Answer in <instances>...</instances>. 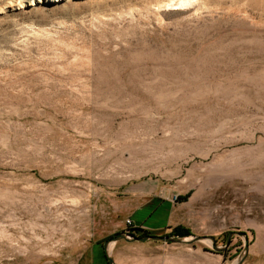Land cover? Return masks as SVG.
Listing matches in <instances>:
<instances>
[{"label":"rangeland","instance_id":"1","mask_svg":"<svg viewBox=\"0 0 264 264\" xmlns=\"http://www.w3.org/2000/svg\"><path fill=\"white\" fill-rule=\"evenodd\" d=\"M14 3L0 0V264H108L111 229L162 201L171 232L264 236V0ZM243 242L150 243L156 261L128 264H230Z\"/></svg>","mask_w":264,"mask_h":264},{"label":"crops","instance_id":"2","mask_svg":"<svg viewBox=\"0 0 264 264\" xmlns=\"http://www.w3.org/2000/svg\"><path fill=\"white\" fill-rule=\"evenodd\" d=\"M160 202L153 210L149 209V206L141 205L139 208L143 209L132 211L127 214L131 217L133 222L132 231L138 235V233H156V234H170L172 228L177 224L173 222L174 216L171 211V204L168 202ZM129 226L125 224V220H122L119 227L112 228L109 234L117 231H122L127 229ZM150 243H175L176 242H159V241H129L124 238L116 240L112 245V253L114 255L116 264H128L132 253L143 252L147 250L152 258L157 260V253L160 247L156 245H151ZM174 249V250H173ZM181 250L175 247L171 249V253H179ZM249 255L259 256V262L257 264H264V236H258L252 240L249 238V248L246 255V259ZM154 261V262H155ZM151 264V262L149 263ZM157 264V263H156Z\"/></svg>","mask_w":264,"mask_h":264},{"label":"water","instance_id":"3","mask_svg":"<svg viewBox=\"0 0 264 264\" xmlns=\"http://www.w3.org/2000/svg\"><path fill=\"white\" fill-rule=\"evenodd\" d=\"M237 234L243 238V248L236 256L235 260L230 264H242L244 261L249 248V239L247 232L244 230L230 231L224 244L218 245L215 242V237L212 234H196L190 232L188 234H156V233H145L141 235L135 234L133 231H120L106 238L102 243L105 251V256L108 260V264H116L112 255V246L110 243H114L116 240L124 238L129 241H159V242H176L192 244L197 241H203L208 243L214 250L221 251L227 247L231 236ZM113 245V244H112Z\"/></svg>","mask_w":264,"mask_h":264},{"label":"bare ground","instance_id":"4","mask_svg":"<svg viewBox=\"0 0 264 264\" xmlns=\"http://www.w3.org/2000/svg\"><path fill=\"white\" fill-rule=\"evenodd\" d=\"M37 1H42V2H58V1H61V0H17V4H15L14 6H22L23 4L25 3H28V4H33L34 2H37ZM175 8V7H174ZM112 242L110 243V247L112 246Z\"/></svg>","mask_w":264,"mask_h":264},{"label":"trees","instance_id":"5","mask_svg":"<svg viewBox=\"0 0 264 264\" xmlns=\"http://www.w3.org/2000/svg\"><path fill=\"white\" fill-rule=\"evenodd\" d=\"M132 229L133 228H127L125 230L132 231ZM122 231H124V230H122ZM118 232H120V231H117L114 234H116ZM145 233L146 232H141V233H138V235L145 234ZM188 233H190V231H188V230H180L179 228L176 227L175 230L173 232H171L170 234H188Z\"/></svg>","mask_w":264,"mask_h":264},{"label":"built area","instance_id":"6","mask_svg":"<svg viewBox=\"0 0 264 264\" xmlns=\"http://www.w3.org/2000/svg\"><path fill=\"white\" fill-rule=\"evenodd\" d=\"M125 224L129 227H133V222L130 218H126L125 219Z\"/></svg>","mask_w":264,"mask_h":264}]
</instances>
